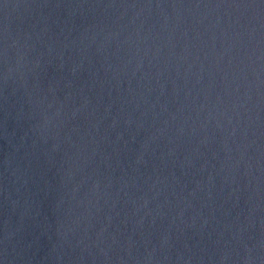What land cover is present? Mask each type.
<instances>
[{
    "label": "water",
    "instance_id": "water-1",
    "mask_svg": "<svg viewBox=\"0 0 264 264\" xmlns=\"http://www.w3.org/2000/svg\"><path fill=\"white\" fill-rule=\"evenodd\" d=\"M0 264H264V0H0Z\"/></svg>",
    "mask_w": 264,
    "mask_h": 264
}]
</instances>
